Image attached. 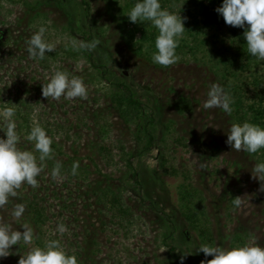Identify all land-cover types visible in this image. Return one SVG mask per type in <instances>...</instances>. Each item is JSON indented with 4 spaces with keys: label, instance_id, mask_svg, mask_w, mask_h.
I'll use <instances>...</instances> for the list:
<instances>
[{
    "label": "rangeland",
    "instance_id": "obj_1",
    "mask_svg": "<svg viewBox=\"0 0 264 264\" xmlns=\"http://www.w3.org/2000/svg\"><path fill=\"white\" fill-rule=\"evenodd\" d=\"M123 1L0 0V106L16 104L20 150H34L26 136L37 121L53 138V155L44 162L38 187L23 184L0 208V222L19 231L27 222L36 236L33 246L61 239L79 264H181L164 244L169 231L167 242L184 256L183 264L212 259L197 251L202 244L264 246V182L252 176L256 161L226 143L231 116L202 107L212 84L230 94L236 80L226 65L233 50L230 25L223 20L206 28V44L184 37L177 63L162 67L134 54L125 42L124 14L118 8ZM177 2L163 8L178 11L182 2ZM40 26L55 44L42 61L26 51V41ZM94 39L100 43L89 51L105 76L82 48L73 47V42ZM256 68L264 72V61H257ZM57 70L81 78L88 98L44 97L42 86ZM111 82L124 83L139 110L125 101L120 108ZM147 131L154 138L150 150L143 149ZM57 161L63 165L62 178L53 179ZM74 161L80 164L76 176L71 175ZM186 189L196 192L190 201L195 223L181 212L180 193ZM33 195L44 208L40 224L32 221L27 204ZM113 196L122 199L128 214L115 210ZM236 196L243 200L240 208L232 204ZM18 203L25 205L19 221L11 215ZM60 223L66 233L53 236ZM30 247L11 246L0 264H19Z\"/></svg>",
    "mask_w": 264,
    "mask_h": 264
},
{
    "label": "clouds",
    "instance_id": "obj_2",
    "mask_svg": "<svg viewBox=\"0 0 264 264\" xmlns=\"http://www.w3.org/2000/svg\"><path fill=\"white\" fill-rule=\"evenodd\" d=\"M182 3L178 5L181 8ZM215 11L223 17L227 25L244 27V40L247 53L258 61H264V0H222ZM133 24L148 22L158 30L155 38V51L152 61L162 67L174 65L178 61L177 48L184 37V18L179 11H169L163 8L161 0H136L134 5L126 12ZM47 28L40 26L26 41V51L30 58L44 60L46 53L55 50V44L46 39ZM100 43L98 39L83 42L79 45L73 42V47L93 50ZM42 95L59 100L88 98V88L81 78H70L69 75L57 70L46 85L42 86ZM234 101L226 89L218 83L212 84L207 92V99L203 102V109H220L225 114L231 115ZM16 104L0 106V130L5 134L0 137V208L8 205L10 198L18 195V189L23 184L33 188L38 187L37 177L44 168V162L53 155V138L40 126L38 121L32 126L26 136L27 141L34 144V150H20L18 144L21 136L17 132ZM226 143L237 152L256 154L264 150V127L244 121L232 123L227 131ZM37 153L39 155H37ZM63 165L57 161L51 171L53 179L62 178ZM80 167L79 161L71 165V175L76 176ZM252 176L264 182V161L258 162L252 168ZM264 191V183L261 184ZM232 204L240 208L243 200L240 196L234 197ZM25 213L23 203L15 204L11 215L19 221ZM23 231L13 230L11 224L0 222V260L11 254V246L28 245L30 250L21 257L19 264H79L74 254H69L62 245L61 239L53 238L41 246H33L36 238L32 227L21 223ZM67 228L63 223L57 225L53 236L63 237ZM163 251V250H162ZM205 256H212L207 264H264V246L256 243L238 245L223 249L208 244H202L198 250ZM184 257L180 261L183 264Z\"/></svg>",
    "mask_w": 264,
    "mask_h": 264
},
{
    "label": "trees",
    "instance_id": "obj_3",
    "mask_svg": "<svg viewBox=\"0 0 264 264\" xmlns=\"http://www.w3.org/2000/svg\"><path fill=\"white\" fill-rule=\"evenodd\" d=\"M177 5V0H161V5ZM136 2V0H124L123 3H118L119 11L124 14L121 15V20L123 22V37L127 45L133 51L134 54L151 59L152 53L155 51V38L158 35V30L148 22L133 24L130 22L128 17H126L125 12H127ZM183 2L179 0V3ZM222 0H185L183 6L179 9V15L184 18V27L186 29L184 37L192 38L195 41L199 40L201 43L206 44L207 41L204 39L206 36V28H214L215 24H221L223 17L219 15L215 9L220 6ZM86 13L89 15L90 7L89 4L85 2ZM215 5V9H212ZM248 27L247 24L242 27L229 26L228 30L230 36H232V54L228 57L226 65L231 68L233 76L236 80L231 83L229 87L230 95L233 98V112L231 113V123H242L248 121L250 123L258 124L264 127V72L259 71L256 68L257 59L250 56L247 53V46L244 40V32ZM92 34H89L86 39H90ZM182 38L179 42V46L186 45ZM178 46V47H179ZM84 53L89 56V59L95 63L97 70L102 72L101 74L105 76L106 70L101 63L95 62V59L91 56V51L88 49H82ZM97 63V64H96ZM105 78V77H104ZM112 85L116 86L113 92V99L117 105L122 108L124 107V101L128 107L134 110H139V102L133 98L132 94H127L124 88L125 84L120 82H111ZM124 84V85H123ZM26 119L25 117H23ZM149 136L146 144L143 146L144 150H150L153 145V134L151 132H146ZM105 151H108L103 147ZM141 149L139 152H143ZM248 154V153H247ZM252 157L256 163L264 161V150L256 154H248ZM135 181L138 182L137 178L134 177ZM196 193L194 190H182L181 195V212L187 220L191 223L197 221V214L193 206L190 204L191 198ZM28 208L30 210V216L35 224H40L43 219L44 208L39 204L35 195L27 200ZM112 206L120 214H128V207L125 206L120 197L112 198ZM171 236V232L165 233L164 244L167 246L169 253L176 259L180 261L181 254L176 251L173 244L167 242V239ZM70 254V253H69ZM184 257V256H183ZM185 259V258H184ZM184 263V260H183Z\"/></svg>",
    "mask_w": 264,
    "mask_h": 264
}]
</instances>
